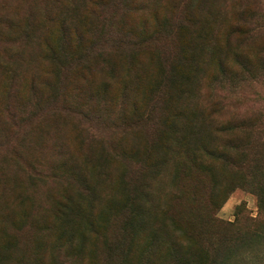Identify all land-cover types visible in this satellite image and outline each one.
<instances>
[{
    "label": "rangeland",
    "instance_id": "1",
    "mask_svg": "<svg viewBox=\"0 0 264 264\" xmlns=\"http://www.w3.org/2000/svg\"><path fill=\"white\" fill-rule=\"evenodd\" d=\"M102 1L103 13L97 0H0V248L7 264H56L55 259L71 254L81 258L73 264H89L92 246L98 257L99 234L109 240L103 242L107 247L112 242L108 250L112 264H119L120 255L122 264L146 261L153 228L142 229L139 221L126 219L127 191L122 195L120 177L132 168L128 175L140 173L141 179H147L153 192L150 196L157 202L156 225L168 214L166 207L175 189L168 176L148 177L142 162L138 172L133 163L139 156L151 161L152 156L173 155L175 161L168 160L173 171L186 151L199 152L206 161L197 165L206 169L209 161L214 162L206 151L212 147L227 151L228 160L242 167L214 162L220 183L215 199L225 196L215 216L231 224H248L252 219L244 228L247 234L264 229L260 221L264 212L257 207L254 187L245 183L254 180L257 185L260 176V163L246 162L264 156V146L252 147L264 142V61L258 55L264 47V31L254 32L243 42L237 35L227 37L229 26L240 22L239 12L252 16L253 23L264 22V0H132L128 7L120 0ZM165 12V18L182 13L185 19L194 17L193 23L199 22L193 29L203 33L204 48L196 55L190 52L197 41L186 28L182 40L171 43L184 44L186 74H192V61L199 70L200 78L190 85L189 93H182L180 86L167 93L157 83L164 60L156 52L171 37L169 30L161 33L157 43L136 44L128 36L146 38L154 26L153 15ZM63 22L68 27L64 46L71 56L65 63L50 53L51 48L63 46L58 41ZM114 34L121 36L125 46L109 40ZM226 42L230 49L225 51ZM98 44L111 48H97ZM237 49L248 54L250 73L243 71L234 56ZM96 50L105 51L103 69L96 64ZM130 119L134 123L126 127ZM242 147L244 152L239 151ZM65 155L80 165L85 179L79 184L67 167L56 162ZM85 156L88 160L84 161ZM99 168L108 173L101 183L96 178ZM193 171L198 170L187 169L186 183L191 189L197 182L195 192L206 203L208 176ZM79 185L87 188L88 195L83 193L87 199L98 192L93 229L77 216L86 203L77 195ZM138 190L132 186L135 204ZM53 209L55 217L60 211L61 218L54 219L55 228L46 232L42 226L46 218H53ZM106 214H111L108 223ZM76 220L79 224L73 226ZM37 229L43 233L38 235ZM62 231L69 243L78 242L75 250L63 248ZM162 251L163 256L167 250ZM237 258V264H264V240L241 248Z\"/></svg>",
    "mask_w": 264,
    "mask_h": 264
},
{
    "label": "trees",
    "instance_id": "2",
    "mask_svg": "<svg viewBox=\"0 0 264 264\" xmlns=\"http://www.w3.org/2000/svg\"><path fill=\"white\" fill-rule=\"evenodd\" d=\"M122 2L126 3L125 7H128L129 5L127 2H132L128 0H120ZM205 2V1H203ZM97 8L100 9V12L103 13V1L97 0ZM201 8V6L199 7ZM176 14H179V12H176ZM165 17L166 12L162 14ZM163 16H156L153 15L152 23L153 28L147 33L146 38L142 39L137 36L136 34L129 33L128 36L132 37L134 39L136 44H141L144 42H154L157 43L159 41V37L163 31L168 32L170 31V38L167 40V43L162 44L156 54L161 55V57L164 60V66H163V73L161 80L157 82L162 88L168 92H171L173 89H175L177 86H180L182 93H189V87L190 85H194L197 80H199L198 76V68H196L193 65H196L192 61L191 63V72L192 74L188 75L186 74L185 70V63L187 61V57L185 56V50H184V44L181 41L179 44L174 46V43L171 46V43L176 38H179V40H182V29L186 28L188 31H190V34L193 35V40H196V43H193L192 50L190 52V55L194 53L195 55L202 51L204 46L202 45V39H203V33L202 30L197 29L193 25H196L199 20H195L196 22L193 23L194 17H190L189 19H185L184 14L182 13L181 17L173 16L172 14L168 18H160ZM213 16V15H212ZM252 16H248L242 12H239L237 15V18L240 20V22H236L234 24H231L229 26V33L227 37L231 35H237L240 42H243L247 40L249 37H252V34L254 35V32H260V30L264 31V22L258 24L257 22L253 23L250 18ZM170 19V21H169ZM171 21H173L171 23ZM204 21V20H203ZM202 21V22H203ZM176 23V26L172 27L173 24ZM146 25V23H144ZM61 27L63 30H61V36L58 38V41H60L63 46H58L56 49L51 48L50 53L52 54V57L55 58L57 61H61L65 63L66 57H71L69 52H67V44L64 42V40L67 39V35L65 36V32L68 31V27H66L65 23L63 22ZM191 27V28H190ZM23 36L26 37V34H23ZM177 36V37H174ZM66 37V38H65ZM111 42L118 43L119 45L125 46L126 43L122 42L121 36H115L111 39H109ZM133 42V43H134ZM112 44L113 48H116L118 46H114ZM66 45V46H64ZM230 43L226 42V48L225 51L229 48L230 49ZM111 48L108 44L106 45H99L97 48ZM225 51L223 52V56L221 59H219V67L222 68L224 66V59H225ZM241 49H237L236 52H234V56L238 57L237 59L238 63L241 65L242 69L246 73H250L252 71V68H250V65L246 62L249 61L248 54L245 52H240ZM62 55L63 57H60L59 55ZM105 51L103 50H96L95 57H96V64L98 65L99 69H103L106 67V56L103 55ZM90 54V53H89ZM258 55L261 60L264 61V47L260 49L258 52ZM94 56L91 55L89 60L86 59V63L89 64L91 58ZM194 57V56H193ZM191 58L195 61H197V58ZM63 60H62V59ZM81 59L79 57L77 60ZM65 60V61H64ZM243 63V64H242ZM60 64V63H59ZM86 64V65H87ZM246 65H249L247 67ZM88 66V65H87ZM110 74V72H109ZM185 82V84H183ZM181 93V94H182ZM164 99V98H163ZM162 99V100H163ZM128 122V123H127ZM124 125L128 127L127 125L134 123L133 120H128ZM196 122V121H195ZM243 124V123H242ZM244 126V124H243ZM246 126V125H245ZM252 126V125H251ZM169 130H173V125L168 126ZM189 129H192V127H188ZM121 131V130H120ZM156 134V130L154 129L152 131V135L154 136ZM154 143V142H152ZM154 144L151 145L153 147ZM264 146V142L255 143L252 147L253 148H262ZM150 147V148H151ZM205 148L206 146L203 145ZM231 148H234L233 145H230ZM210 148V147H209ZM197 148H194L195 150ZM246 148L242 147L240 148V152H244ZM225 153H228L225 150H219L218 148L212 147L209 151H206V154L211 157V159L214 162H220L222 164L228 163L233 169L241 168L240 163L236 161L228 160V155ZM197 154V155H196ZM164 156H152L151 161L148 156L141 157L139 156V159H133V161L137 162L138 164L133 163V166L137 167L138 172L142 169L141 162L143 163V167L145 169V174L150 178H155V175L159 173V180L162 176H168V178H171V184L172 187L175 189L174 192L171 194V197L169 198L172 200L171 204L166 207V217H163V222L159 223V225H156L153 218L154 212L157 210V202H154L153 196H150L152 192V187L149 185L147 179L145 180L141 179V174L138 173V175H131L128 173L130 172V168L127 170V176L125 173H123L120 177L121 182V193L123 195L124 190L127 191V208L125 210L128 220H135L139 221L141 223L142 229H147L146 226H149V228L152 226V233L149 240V246H148V255L146 261L144 259L141 260V262H138V264H237V257L239 256V250L241 248L247 247L251 245V243H258L260 241L263 242L264 240V229L260 228L257 231H248L247 234L245 231V227L252 224L254 221L250 219V223L245 224V221L236 222L235 224L231 223H225L221 220H219L215 216V211L219 207L220 202L224 199V197L220 199H215V190L220 185L219 180L215 175H218L219 173L215 170V164L212 161H209L210 164L208 168L205 167H198L197 164H201L204 160L201 158V154L199 152H193V151H186L184 153V156L182 158V161H179V165L175 166V170L171 171L170 166L168 164V160H171L172 162L175 161V157L173 155H168L167 153L163 154ZM256 155V154H255ZM155 157V159H154ZM82 160H88L87 156L84 157ZM149 162H146L148 161ZM200 161V162H199ZM259 162V179L256 182L257 185H255L254 180H247L245 183L248 185L254 187L253 192L256 195V201H257V207L260 212H264V156H261V159L258 160V157H255L253 159H250L246 162ZM58 164H60L63 167H67V171L71 174V177L73 181L77 184L80 183L81 180L85 179L83 176V173L80 171V165L77 162H74V158L61 156L59 159L56 160ZM189 167H193L196 170L206 173L208 176V186L207 191L208 195L206 196V203L202 201L201 194L195 192L196 189V183H192L191 189L188 187L189 184L186 182V177L188 176L187 169ZM254 167V166H253ZM140 169V170H139ZM171 171V172H170ZM193 171V172H198ZM198 172V173H200ZM250 173V172H249ZM215 174V175H214ZM108 173L107 171H104L103 169L99 168L97 171L96 178L99 180V182H102V178L107 177ZM139 179L144 183L143 185H140ZM127 181V186L126 182ZM99 183V185H100ZM76 185L74 187L76 188ZM80 186V192H77V195L79 198H82L86 200L85 209L84 211L79 209L78 217L80 218L79 221H84V225L90 229H93L95 220L93 219V215H95L96 207H94V202L98 201L96 198L98 196V192L96 193V196H89L87 197L83 194L88 195V190L84 186ZM132 186L138 187V193H137V199L138 204H135V200H132ZM74 188V189H75ZM119 191V193H120ZM228 192V191H227ZM118 193V194H119ZM120 195V196H122ZM95 198V199H94ZM94 199V200H93ZM188 200L190 201L188 203ZM203 202V203H202ZM197 203V206H194V204ZM49 212V210H48ZM58 215L55 217L54 209L52 212L53 218H46V212L43 211L44 216L46 220L48 221L45 223L42 227L45 229L46 232H49V229L52 230L55 228L54 226V219L59 220L61 218L60 211H56ZM111 214H106V223H108V220L110 218ZM145 217V218H143ZM35 220V222L38 220V217ZM50 221V222H49ZM153 221V222H152ZM165 221V222H164ZM261 222L264 221L263 219L260 220ZM48 224V225H47ZM78 226V221L76 220L73 226ZM42 227L40 229H42ZM40 229H37L36 233L38 235H41L43 231ZM120 233L124 232V228H119ZM63 234L60 233L61 238L64 240L61 242L64 249H66V246L71 248V250H75V246L78 242L72 243L68 242L66 238H68L67 235H64L66 231H62ZM96 233V232H94ZM97 238L100 240V248H99V254L101 252V256L96 258V251L94 246L91 248V255L93 256L89 260V264H112L109 259L110 255L108 250H111V244L107 247V245H104V243L108 242L107 238L103 239V235L99 234ZM104 242V243H103ZM82 244V242H81ZM80 244V245H81ZM84 244V242H83ZM83 244H82V250L83 251ZM118 244V243H116ZM72 245V246H71ZM78 249L81 248V246ZM162 250L165 251V254L162 256ZM162 251V252H161ZM74 254H71V256L67 259H61L56 260V264H73L74 261L81 260L76 259V256H73ZM79 255V254H78ZM123 255V254H122ZM121 257V255H120ZM118 257L119 264H122L123 259ZM96 258V259H95ZM12 260V259H11ZM16 262V261H15ZM0 264H7V259L3 255L2 248H0Z\"/></svg>",
    "mask_w": 264,
    "mask_h": 264
}]
</instances>
